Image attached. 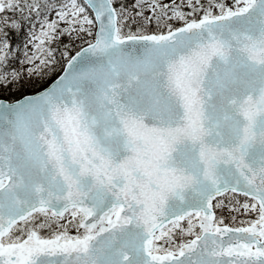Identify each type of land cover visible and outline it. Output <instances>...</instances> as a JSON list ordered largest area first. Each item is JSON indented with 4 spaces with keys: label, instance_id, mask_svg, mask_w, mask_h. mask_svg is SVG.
<instances>
[{
    "label": "water",
    "instance_id": "obj_1",
    "mask_svg": "<svg viewBox=\"0 0 264 264\" xmlns=\"http://www.w3.org/2000/svg\"><path fill=\"white\" fill-rule=\"evenodd\" d=\"M84 1L96 41L47 88L0 99V239L40 209L95 228L119 209L78 242L0 244V264H264V227L215 225L213 204L233 191L264 217V0L124 38L111 0ZM196 212L201 236L151 251Z\"/></svg>",
    "mask_w": 264,
    "mask_h": 264
},
{
    "label": "rangeland",
    "instance_id": "obj_2",
    "mask_svg": "<svg viewBox=\"0 0 264 264\" xmlns=\"http://www.w3.org/2000/svg\"><path fill=\"white\" fill-rule=\"evenodd\" d=\"M251 0H131L125 6L121 0L116 7L120 16V23L131 20L137 34H143L152 27L153 32L164 33L185 24L197 15L213 16L224 11H237L246 7ZM15 2L29 5L27 0H0V11L12 6ZM64 7L54 8L47 17L35 20L26 40H23L24 59L21 65L11 71L0 70V83H8L12 79L28 77L36 74L39 67L44 65L40 45L46 40L55 39L64 32L82 47L84 43L94 40L95 22L92 14L79 2L69 0ZM39 46V52H37ZM25 54L26 57H25ZM69 57V55L67 56ZM218 220L223 224H236L238 227L250 224L264 223L257 203L247 198L229 194L215 203ZM83 214L73 211L65 217H56L51 212H40L20 224L15 230L11 241L23 238L38 240L40 238L66 241L68 239L85 236L90 229L81 228ZM200 218L193 215L183 223H174L161 230L154 242L152 250L160 253L178 252L192 238L200 235Z\"/></svg>",
    "mask_w": 264,
    "mask_h": 264
},
{
    "label": "trees",
    "instance_id": "obj_3",
    "mask_svg": "<svg viewBox=\"0 0 264 264\" xmlns=\"http://www.w3.org/2000/svg\"><path fill=\"white\" fill-rule=\"evenodd\" d=\"M67 0H32V5L24 6L20 4L13 8L0 12V47L6 45L7 51L0 50V70H11L21 62L23 53L22 42L27 34V25L30 22L27 15H44L48 10L47 5H63ZM125 5H130L129 0H121ZM33 10V11H32ZM24 11L23 14L20 12ZM89 11V10H88ZM90 12V11H89ZM123 35L135 32L134 25L129 22L120 28ZM45 50L46 63L40 66L36 74L28 77L0 84V97L15 100L24 94L38 91L47 86L62 71L66 53L73 54L79 47L68 36H63L57 42L46 43Z\"/></svg>",
    "mask_w": 264,
    "mask_h": 264
}]
</instances>
